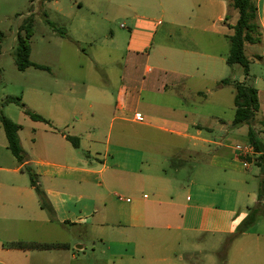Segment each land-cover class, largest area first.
<instances>
[{"label": "crops", "instance_id": "obj_1", "mask_svg": "<svg viewBox=\"0 0 264 264\" xmlns=\"http://www.w3.org/2000/svg\"><path fill=\"white\" fill-rule=\"evenodd\" d=\"M71 2L98 14L100 24L114 14L126 21L119 30L125 40L120 82L63 76L45 88L32 84L24 106L45 121L23 111L6 116L20 126L28 160L17 162L0 126V238L20 223H37L24 229L39 236L38 243L67 247L4 251L12 260L24 255V264H197L191 257L208 245L201 237H231L257 202L256 176H248L256 155L248 153V162L235 149L249 146L248 137L242 145L233 141L247 126L231 128L234 93L218 83L231 77L251 84L261 122L264 75L250 83V68L245 77L239 66L226 65L229 24L236 20L224 23L226 0ZM254 2L262 37L244 47L245 56L247 46L254 49L246 56L249 66L251 60L264 65V0ZM79 25L84 37L94 38L95 19ZM225 89L233 93L230 105L221 95ZM208 121L220 122L217 132L224 135L214 136ZM25 165L36 174L50 213L40 208ZM263 223L233 239L232 264H264Z\"/></svg>", "mask_w": 264, "mask_h": 264}, {"label": "rangeland", "instance_id": "obj_2", "mask_svg": "<svg viewBox=\"0 0 264 264\" xmlns=\"http://www.w3.org/2000/svg\"><path fill=\"white\" fill-rule=\"evenodd\" d=\"M98 16V14L91 16L87 6L78 10L71 0H59V5H55L50 0H0V99L7 96L19 97L20 101L26 105L27 87L32 84L40 86L43 83L46 84L43 87L45 88L47 84L63 76L70 77L80 83L103 84L108 81L113 86H117L120 82L119 77L125 57V40L121 37L119 30H126L121 27V25H126V21L120 14H114L108 21H103L105 24L103 25L100 24L102 21ZM90 19L96 21V32L93 39L84 37L79 29L81 20L88 23ZM29 23L32 25L29 59L32 63L45 67L46 70L30 67L19 71L16 68L14 53L17 48L18 30L21 25ZM54 27L57 28L56 33L53 32ZM59 30L66 31L67 35H60ZM23 34L24 32L21 33V35ZM253 51V47L247 46L246 56L250 58ZM249 68L250 83H253L255 76L264 75V65L255 60H251ZM230 75H232L231 71ZM202 93L200 96L204 97L205 90ZM232 94L230 89H225L221 93L223 100L228 103L227 105L232 104ZM200 96H196V100H202ZM208 98L211 99L210 96ZM21 112L22 109L15 104L0 108V113L5 116H14V113L20 114ZM207 124H211L214 129V136L224 135L217 132L220 122L208 121ZM231 128L234 129L232 126ZM246 128L243 127L239 131L237 137L233 139L234 143L240 145L246 143ZM254 129L258 137L263 140L264 126L256 124ZM229 130L231 129L227 131L229 132ZM192 157L195 156L192 155ZM250 175L256 176L255 187L258 191L259 182L262 179L259 167L251 166L248 176ZM229 187L231 186H226V188ZM251 189L247 187L246 191L249 192ZM261 220L264 222V217H261L258 222ZM35 226L38 224L20 223L15 233L0 238V264H24V255L21 259L12 260L4 251L8 249L5 246L10 242L41 239L33 233L29 234L24 229L35 228ZM201 241L208 242V245L206 248L202 245L200 248L203 250L202 253L191 257L192 262L196 261L197 264H232L234 240L231 237L226 239L221 236L205 235L201 237ZM200 243L202 244V242ZM91 245L89 241L86 242L88 250ZM225 261L226 263H224Z\"/></svg>", "mask_w": 264, "mask_h": 264}, {"label": "trees", "instance_id": "obj_3", "mask_svg": "<svg viewBox=\"0 0 264 264\" xmlns=\"http://www.w3.org/2000/svg\"><path fill=\"white\" fill-rule=\"evenodd\" d=\"M227 10L224 23H229L235 17L234 24H229V28L232 33L227 37L229 43V53L226 58V65L230 68L233 66H239L242 69V73L245 77L248 76L249 60L245 56L244 47L246 44H258L261 41L262 33L259 24L256 21V7L254 0H226ZM32 25L23 24L19 28L17 35V48L14 53V62L16 68L19 71H24L27 68H35L40 70H46L41 65L34 64L30 61V46L29 40L31 38ZM24 32L21 35L20 32ZM57 32V29H56ZM60 35H64L62 30H59ZM218 85L224 87L229 86L234 93V107L235 113L231 126L234 128L246 125L248 128L247 137L249 146L252 148L254 156L253 160L256 166L259 167L261 173L264 172V139L261 140L257 132L254 129V125L259 124L264 126V121L257 122L256 116L259 111L258 97L256 89L246 81L240 83L232 80L231 77L221 80ZM9 104H15L19 106L25 115L34 121H45L39 115L31 112L25 108L24 104L20 101L19 97H6L0 105L6 106ZM0 126L3 128L7 148L17 160L18 163L23 164L28 159L24 153L20 140L18 138V131L20 126L12 122L9 118L0 113ZM75 148L78 147V143L73 138H68ZM246 161H251V158L244 157ZM28 178L31 187L34 189L38 198L39 206L42 210L51 212L50 205L44 195V192L38 184V178L33 172L30 166L25 165L22 169ZM264 217V178L259 182L257 191V202L252 207L248 208L247 216L238 225L231 239H235L242 234L250 231L256 226L258 220ZM5 247L18 250H51L67 247L66 244L60 243H38L17 241L8 243Z\"/></svg>", "mask_w": 264, "mask_h": 264}, {"label": "built area", "instance_id": "obj_4", "mask_svg": "<svg viewBox=\"0 0 264 264\" xmlns=\"http://www.w3.org/2000/svg\"><path fill=\"white\" fill-rule=\"evenodd\" d=\"M136 120L141 121L142 119L140 117H136ZM235 149L242 157H245L248 153L253 152L250 146H236Z\"/></svg>", "mask_w": 264, "mask_h": 264}]
</instances>
